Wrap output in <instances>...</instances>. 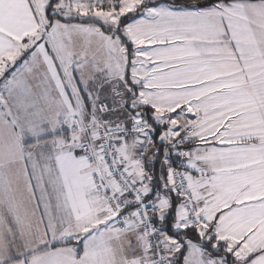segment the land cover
I'll return each mask as SVG.
<instances>
[{
  "label": "snow or ice",
  "instance_id": "obj_1",
  "mask_svg": "<svg viewBox=\"0 0 264 264\" xmlns=\"http://www.w3.org/2000/svg\"><path fill=\"white\" fill-rule=\"evenodd\" d=\"M0 264H264V0H0Z\"/></svg>",
  "mask_w": 264,
  "mask_h": 264
}]
</instances>
